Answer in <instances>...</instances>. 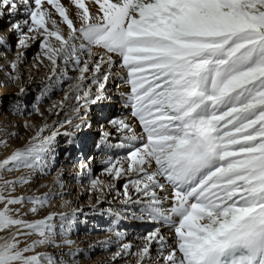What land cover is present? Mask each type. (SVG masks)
Wrapping results in <instances>:
<instances>
[{"label": "snow or ice", "instance_id": "6c2138e0", "mask_svg": "<svg viewBox=\"0 0 264 264\" xmlns=\"http://www.w3.org/2000/svg\"><path fill=\"white\" fill-rule=\"evenodd\" d=\"M33 46L29 83L48 69L38 100L63 93L32 105L39 126L12 119L28 108ZM0 61V264H87L113 246L95 264H264V0H0ZM21 126L32 134L13 147ZM93 131L109 179L81 154L89 211L65 199L63 165L33 190ZM109 195L119 211L100 207ZM97 214L111 235L81 247L75 226ZM128 219L152 225L137 244Z\"/></svg>", "mask_w": 264, "mask_h": 264}, {"label": "rangeland", "instance_id": "374dc122", "mask_svg": "<svg viewBox=\"0 0 264 264\" xmlns=\"http://www.w3.org/2000/svg\"><path fill=\"white\" fill-rule=\"evenodd\" d=\"M13 51L9 53V59H12L14 58V52H15V41L13 40ZM29 51V55L27 56V64L26 66H24L21 71L22 73H24V78H26L27 76V73L29 71V68L30 66L35 63L34 61V56L35 54L39 51V47L38 46H34L31 48V51L30 49L28 50ZM27 51V52H28ZM34 70L31 69V71ZM36 70V69H35ZM43 70V72H48V69L47 68H41L39 71L41 72ZM64 87H66V84L64 85ZM42 85L39 84L37 87H35L34 89H31V92L29 94L28 97L25 98V102L28 104V108L25 110V115L21 116V117H12V119H18L19 121H21V123L24 121V120H28V121H31L33 124L39 126L43 121H42V118L35 115L34 113L31 112V109H32V105L34 104H39V107L41 108L42 111H44L45 109H47L50 104H51V101H54V100H57V99H60L62 98V95L63 93L62 92H59V91H53V93L51 94V100H49L48 98H44L42 100H38V98L41 96V93H42ZM18 91V89L16 90ZM115 91V87L113 86V92ZM116 99L114 98V101ZM5 103H7V99L5 100ZM116 106V107H115ZM105 113L108 115V116H111L113 114H116L118 113L119 109H118V102L114 103L113 105H110V106H106V109H104ZM45 115H47V112H45ZM51 119H54V117H51L49 118V122L51 121ZM21 128L22 130L20 131V134L24 137V140L21 141L19 140V143L20 145L24 142H26L28 136H30L32 134V129H28V130H25L22 126L19 127ZM60 143H61V146L64 147L66 146V142L63 138H61L60 140ZM99 143V135L98 133H94V131L90 134L89 138L85 141H83L79 146L77 147H74L73 150H72V156H73V160H74V164L79 166V163H80V157H81V154L83 155V159L85 161H87V157L88 156H95L96 157V160L92 163V167H93V171H94V174L95 176H99L100 179L102 180H108L109 177L107 176H104L102 174V168H103V165L100 164V158H101V154L100 152H98L97 154L95 153V151H99V150H96V144ZM113 143H116L115 140H113ZM9 149V148H8ZM8 149L3 151L2 152V155L6 156L7 153H8ZM116 151H112V152H109V153H115L116 157H119V156H123V155H126V151L123 149H115ZM119 150H122L121 154L117 155L119 153ZM96 154V155H93V154ZM108 153V154H109ZM107 154V155H108ZM111 155V154H110ZM114 156V155H113ZM68 160H66L64 158L63 155H60L59 156V159L58 161L56 162L55 166L53 167V170L48 174L47 177H45L44 179H41L39 180V191L41 193L43 192H46L48 191V188H43V187H40L41 184H47L48 187H52V181L56 175V170L58 168L61 167V165L63 163H66ZM99 164V165H98ZM66 172L68 173V175L65 177V180L66 179H69L71 177V175L73 174V171H71L70 169H65ZM88 178H83L81 184L84 185L85 184V187L88 186ZM120 185L118 184V187ZM78 192V189H74L73 191V194H76ZM113 196L111 195L109 198H112ZM89 198L87 195H85L79 204L82 203V201H87ZM93 199H95V194H93ZM115 201H118V200H115ZM78 205V204H77ZM108 204H103L102 206L103 207H106ZM57 202L56 200L53 201V207L51 209H49V211H56L57 210ZM117 208V207H116ZM116 211H119V210H116ZM99 214L93 216V217H89V220H88V225L90 226V223L91 222H95L97 227L99 228L98 231H99V234H103V233H108L107 231H105V229L107 227L110 226V222L114 219L113 217H107V215H101L100 216V219L97 221V216ZM106 217V218H105ZM95 219V220H94ZM94 220V221H92ZM97 221V222H96ZM129 221V222H128ZM83 225V223L81 224ZM134 225V226H133ZM148 225V226H147ZM120 227L121 228H126V229H135L136 231H139V232H134V233H130L131 236H134V235H141L143 234L145 231L147 230H151L152 228V225L150 223H145V222H132L131 219H128V220H121L120 221ZM102 228V229H101ZM84 229V228H83ZM127 242V241H125ZM43 250V249H41ZM115 247L113 246V248L111 249V252L115 251ZM106 252L105 251H100V250H96L94 253L91 254V256H87V257H83L84 260H94L96 257L100 256L101 254L104 255ZM105 258V257H104ZM123 261V260H122ZM121 261V262H122Z\"/></svg>", "mask_w": 264, "mask_h": 264}, {"label": "bare ground", "instance_id": "6f19581e", "mask_svg": "<svg viewBox=\"0 0 264 264\" xmlns=\"http://www.w3.org/2000/svg\"><path fill=\"white\" fill-rule=\"evenodd\" d=\"M66 2V0H65ZM5 28H6V25H5ZM34 47V46H33ZM31 51V49H30ZM29 55V51L27 52L26 54V58L27 56ZM0 63H3L2 61H0ZM4 71H10V69H7L5 68ZM32 73H33V76H34V79L29 83V81L27 80V76L26 78H24V84L29 87L30 89H34L35 87H37L39 84H41V80H43L47 74V72H43V70L40 72V71H37V70H32ZM24 74V73H23ZM28 74V73H27ZM18 89V85H15V84H10L8 86L7 89L3 90V91H9V92H13V91H16ZM55 91V90H54ZM6 100V99H5ZM116 102V100H115ZM114 102V103H115ZM106 109V107H105ZM135 123V121H133ZM18 130L19 132L22 130L21 128L18 127ZM94 133H96L94 131ZM113 142V141H112ZM20 143H19V140H13L12 141V146L13 147H16V146H19ZM13 147H10L8 149V154H10V152L13 150ZM98 150V149H97ZM99 151H95V153L97 154ZM93 154V155H96V154ZM65 169H70L71 171H73V174L71 175V177L69 179H66V183L68 185V191L69 193H71L70 195L66 196L65 199H68V200H71L73 203L71 205V207H76L77 204L80 205V206H84L85 207V211H89V209L86 207L88 204L90 203H94L95 202V199H93V196H92V199L91 200H87V201H82L81 204L80 201L81 199L85 196V195H82L80 196L79 200L75 199V196L76 194H73V191L74 189H78V192H83L84 189L86 188L85 187V184L82 185L81 182L83 180V178H88L86 175H83V176H77L76 174L80 171V168L79 166L75 165L74 163H69L68 161L66 163H63L62 164ZM99 165V164H98ZM39 181L34 185V189H37L39 187ZM111 195L108 196V199L112 201L111 204H108L106 207H103L102 205H100L101 208H104V209H107L109 207H112L114 210H120L121 209V206L119 205V201H115L113 200V197L112 198H109ZM57 202V210L56 211H60V210H63V211H68V208H60L59 207V204H60V201L59 200H56ZM105 204V203H104ZM117 207V208H116ZM100 214L97 216V221L100 219ZM90 217H93V216H90ZM109 217V216H107ZM106 218V217H105ZM81 219H83L81 217ZM95 220V219H94ZM92 220V221H94ZM132 220V219H131ZM96 221V222H97ZM129 222V221H128ZM132 222H140L139 220H132ZM82 223H79L78 225L75 226V231L72 235V239L76 240L77 243L81 246V247H84L86 248L87 247V244L89 242H92V243H95L99 240H103L105 239L107 236L111 235V233H103V234H99V231H98V227L96 225L95 222H91L90 223V226L88 225L89 223L87 224H83L81 225ZM134 226V225H133ZM148 226V225H147ZM84 228V229H83ZM102 229V228H101ZM127 231L129 232V236H128V240H130L133 244H137L139 243V240L137 239V237L140 235H134V236H131L130 233H136V232H139V231H136L135 229H127ZM113 248V247H112ZM111 248V249H112ZM111 249L105 251V250H102L100 248H97L96 250H100V251H105L106 253L104 255H100L98 257H96L94 260H86L87 261V264H95L96 261H99L101 259L103 260H108V258L110 257L111 255ZM114 252V251H113ZM94 253V252H93ZM92 253H90L88 256H91ZM87 257V256H86ZM105 257V258H104ZM82 259H84L83 257H81ZM122 261V260H121ZM119 262V264H125L124 261L122 262ZM133 264H134V261H133Z\"/></svg>", "mask_w": 264, "mask_h": 264}]
</instances>
